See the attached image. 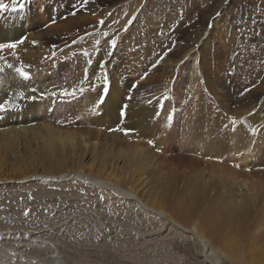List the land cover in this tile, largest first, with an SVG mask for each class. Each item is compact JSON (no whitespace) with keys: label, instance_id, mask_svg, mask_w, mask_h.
<instances>
[{"label":"bare ground","instance_id":"bare-ground-1","mask_svg":"<svg viewBox=\"0 0 264 264\" xmlns=\"http://www.w3.org/2000/svg\"><path fill=\"white\" fill-rule=\"evenodd\" d=\"M111 2L91 0L76 15L63 16L46 0H32L0 19V42H17L0 51V103L17 105L0 112V183L74 181L90 196L127 200L133 213L157 221L152 233L167 230L192 240L209 264H216L217 248L237 264H264V168L258 167L264 164V79L254 87L253 78L247 83L228 73L226 42L208 28L195 38L190 33L199 49L190 74L183 61L170 57L153 67L147 51L134 50V41H116L113 49L111 33L119 29L120 39L142 2L102 8ZM101 28L105 37L87 36ZM56 44L50 59L30 50ZM78 45L93 49L99 77L70 62ZM21 66L30 79L15 72ZM105 72L109 90L97 107ZM62 89L76 94L60 96ZM103 213L96 216H108ZM87 226L98 232L97 223ZM1 243L8 250L0 253V264H35V255L54 263L57 256L27 240ZM21 245L34 249L15 252Z\"/></svg>","mask_w":264,"mask_h":264},{"label":"rangeland","instance_id":"rangeland-1","mask_svg":"<svg viewBox=\"0 0 264 264\" xmlns=\"http://www.w3.org/2000/svg\"><path fill=\"white\" fill-rule=\"evenodd\" d=\"M46 1L56 12L62 11L63 16H74L72 13L76 15L77 10L84 6L80 0ZM90 1L88 0L87 4ZM130 2H134L132 4H136L134 5L136 8L140 0H112L102 8L115 5L122 7ZM141 2L130 25V20L128 21L122 39H119V29L111 33L112 39L121 44L134 41V50L148 52L149 62L156 68L167 57L183 61L190 74L194 71L196 64L194 58L199 50L192 47L190 33L193 31L195 38V35L208 28L217 32L226 42L224 57L228 73H236L247 83L255 80L254 87L261 84L264 79V0H141ZM155 18L159 19L158 24H154ZM88 34L87 36L98 39L105 37L102 28ZM87 39L85 36L84 40ZM78 46H75L68 55L70 62H77L88 77L92 79L99 77V71L92 69L93 49L88 45ZM56 47L57 44L50 47L48 45L50 50L42 48L44 51H36L35 47H31L30 50L42 59L44 55L51 54ZM85 51L88 53L87 56L83 54ZM52 56L54 57L51 54L49 59ZM61 58L63 56L59 59ZM96 75L98 76L95 77ZM186 75L185 79L189 81V75ZM84 97L81 98L83 105L87 104L84 103ZM249 118L251 117L246 120ZM258 167L264 168V164ZM51 181L45 178L19 183H0V239L7 242L31 241L30 247L45 249L47 255H51L52 252L57 255L54 263L35 255L33 257L35 264H209L201 252V247L192 240H187L172 231L169 233L167 230L152 233L157 229L154 227L157 226V221L145 213H133L127 206V200L119 198L116 201L110 198L105 200L103 193L90 196L85 193L88 187L78 185L74 181L63 182V186ZM109 199L115 202L112 207ZM103 211L107 213L103 215L108 216H103L104 218L96 216ZM111 212L117 214L113 216ZM92 222L97 223V233H92L91 227L87 226ZM29 245H21L19 251L15 252L23 253L21 250L25 247L24 252L34 249ZM4 246L5 244L1 243L0 253L4 248L8 250L7 246ZM38 259H41V262ZM214 261L216 264H237L221 248L216 249Z\"/></svg>","mask_w":264,"mask_h":264},{"label":"snow or ice","instance_id":"snow-or-ice-1","mask_svg":"<svg viewBox=\"0 0 264 264\" xmlns=\"http://www.w3.org/2000/svg\"><path fill=\"white\" fill-rule=\"evenodd\" d=\"M32 0H11L10 3L6 2V0H0V19H2L4 17V14L6 13H19V12H22L24 9H25V6L26 4H29L31 3ZM80 2L86 7L87 6V3H88V0H80ZM73 7L75 8L76 5L74 4ZM73 15H75V13H72ZM101 24H103V21L100 22ZM131 24V21H129V25ZM127 30V28L125 29ZM105 35H107V33H105ZM20 42H23V41H20ZM75 42V41H74ZM97 43H99V41H97ZM110 46L115 49L116 47V40L115 39H112L110 42ZM17 47V42H0V51L4 50V49H15ZM85 56L88 55V53L85 51L83 53ZM53 55H55V53H53ZM109 55H111V53H109ZM0 59H3V57H0ZM104 61L101 62V65L100 67L103 68L104 67ZM7 68L11 69L13 68V65L12 64H8L6 63L5 65ZM4 71V67H0V72H3ZM15 72L19 74L20 77H22L24 80H28L30 79V73L25 71L24 67H16L15 68ZM87 78V76L85 75V79ZM104 82H105V87L103 88V93L101 94V97L100 99L97 101V107L102 104L104 102V98L106 96V94L108 93V78H107V73L105 72V75H104ZM83 91V89H81V92ZM76 93H75V90H73L71 93L68 92L67 90H64L62 89L59 93L60 96H74ZM21 98L24 97V94L23 93H20L19 94ZM43 95V94H42ZM53 96L57 95L56 93H52ZM30 99L32 100H35L37 99V97L33 96V97H30ZM128 99H131V97L129 96ZM17 107V105H15L14 103H12L11 101H5L4 103H0V112H7L9 111L10 109L12 108H15ZM126 111H127V105H124L122 106L121 108V117L123 118L125 115H126ZM169 120L172 119L171 116H169L168 118ZM233 122L234 121V118H233ZM119 130V129H118ZM125 132V134H128L129 132L131 131H134L132 129H125L123 130ZM148 143L150 145H154V142L149 140ZM159 151V149H157ZM27 214V213H25Z\"/></svg>","mask_w":264,"mask_h":264}]
</instances>
